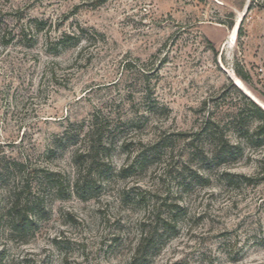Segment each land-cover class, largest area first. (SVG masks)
<instances>
[{
	"label": "rangeland",
	"instance_id": "374dc122",
	"mask_svg": "<svg viewBox=\"0 0 264 264\" xmlns=\"http://www.w3.org/2000/svg\"><path fill=\"white\" fill-rule=\"evenodd\" d=\"M244 95L264 106V0H0V264H130L165 218L150 264H264V145L236 129L257 121ZM209 124L242 142L238 160H212Z\"/></svg>",
	"mask_w": 264,
	"mask_h": 264
},
{
	"label": "trees",
	"instance_id": "16d2710c",
	"mask_svg": "<svg viewBox=\"0 0 264 264\" xmlns=\"http://www.w3.org/2000/svg\"><path fill=\"white\" fill-rule=\"evenodd\" d=\"M251 8V7H250ZM232 26V25H231ZM245 34L244 28V19L240 23L238 27V37L242 38ZM240 78L243 81H246L245 77L238 73ZM236 89H238L236 87ZM239 90V89H238ZM245 98L248 99L255 117L256 124L253 127L250 126H238L236 129L241 135V137L245 138L248 144L251 146H263L264 145V108H262L258 103L252 100L247 95H244ZM239 123L243 121V119H238ZM238 123V124H239ZM218 125L209 124L205 131L207 136L213 140L214 138V148L211 153L212 160H216L218 164H225L230 161L238 160L243 154V145L241 141L231 142L221 131ZM87 137L91 142V147L85 153V170L91 174L94 171L103 172V162L101 161L99 154L104 148L105 143V133L101 127L98 125H93L92 128L87 132ZM105 171V170H104ZM127 171V168H124L122 172ZM229 180L232 179L229 177ZM88 180H84L83 183L79 179L76 181V190L85 188V190H89L91 186ZM17 195V199H18ZM13 212V220L11 224L12 231L18 232L20 234H24L26 229L29 227L31 219L28 213H23L22 209L19 207V203L12 204L10 209ZM160 222V223H159ZM157 221L154 225H147L139 239L134 254L131 257L130 264H150L152 258L158 254L162 245L165 241L170 237V230L174 227L171 224L170 219H161V221Z\"/></svg>",
	"mask_w": 264,
	"mask_h": 264
},
{
	"label": "water",
	"instance_id": "95a60500",
	"mask_svg": "<svg viewBox=\"0 0 264 264\" xmlns=\"http://www.w3.org/2000/svg\"><path fill=\"white\" fill-rule=\"evenodd\" d=\"M239 25H240V24H238V25L236 26V28H238V27H239ZM238 86H239V85H238ZM260 105H261V104H260ZM261 106H262V105H261ZM262 107L264 108V106H262Z\"/></svg>",
	"mask_w": 264,
	"mask_h": 264
}]
</instances>
